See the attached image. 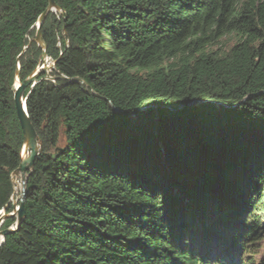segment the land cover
<instances>
[{"label":"trees","instance_id":"16d2710c","mask_svg":"<svg viewBox=\"0 0 264 264\" xmlns=\"http://www.w3.org/2000/svg\"><path fill=\"white\" fill-rule=\"evenodd\" d=\"M53 1L55 81L24 93L41 154L0 264H256L264 0ZM47 5L0 0V210L23 147L16 72L41 59Z\"/></svg>","mask_w":264,"mask_h":264},{"label":"water","instance_id":"95a60500","mask_svg":"<svg viewBox=\"0 0 264 264\" xmlns=\"http://www.w3.org/2000/svg\"><path fill=\"white\" fill-rule=\"evenodd\" d=\"M59 11L58 7L55 5L53 0H48V5L46 10L39 16L38 21L36 23V36L35 43L43 49V53L41 56L40 65L41 68L35 69L33 73L27 77L24 81L20 82L18 77V70L16 72V82L17 85H14V93H13V101L15 105L16 116L21 127L23 133V147L21 149L20 157L21 161L19 167L11 174L12 183H15L16 179H20V187H19V196L15 199L16 194L13 193L11 197V207L13 208L14 214H6L0 218V227L4 220L8 218L15 217V225L13 228L8 227L7 229L0 230V238L1 243L3 242L4 236L10 232H13L17 229V227L21 224L24 219V200L26 194V180L29 173L32 171L36 158L41 154V143L40 140L33 128V125L28 117L27 109H26V98L27 95L30 94L31 90L38 83L39 77L41 74L47 73V69L54 70L56 61L52 63L51 66L46 65V53H45V43L41 36V27L45 22V19L49 13H54ZM46 80L54 82L55 79L49 75H46ZM62 79H65L62 77ZM68 82L78 83L80 85H84V82L78 78L69 79ZM28 89V93L25 96V90ZM18 202V209H15L16 204ZM7 207L4 208L6 211Z\"/></svg>","mask_w":264,"mask_h":264},{"label":"rangeland","instance_id":"374dc122","mask_svg":"<svg viewBox=\"0 0 264 264\" xmlns=\"http://www.w3.org/2000/svg\"><path fill=\"white\" fill-rule=\"evenodd\" d=\"M58 12L59 11H56V12H54V14L57 16V14H58ZM37 28V27H36ZM36 36V35H35ZM227 42V41H226ZM228 45H230V44H228ZM41 48V47H40ZM42 49V48H41ZM43 50V49H42ZM45 50H46V47H45ZM44 50V51H45ZM43 53V52H42ZM45 53H46V51H45ZM42 56V55H41ZM45 60H46V65L47 66H51L52 65V63L55 61V60H51L49 57H47V55H46V58H45ZM40 61H41V59H40ZM40 61H39V63H38V65H37V67L35 68V69H38V68H41L42 66L40 65ZM56 65V64H55ZM53 70H50V69H47V73H45V77H46V75H51V72H52ZM33 73V72H32ZM16 83V82H15ZM15 85V84H14ZM12 176V175H11ZM11 180H12V178H11ZM13 184V183H12ZM19 187H20V179L18 178V179H16L15 180V183L13 184V193H15L16 194V196H15V199L19 196ZM13 195V194H12ZM12 197V196H11ZM10 201H11V198H10ZM9 201V202H10ZM10 204V209H9V211H7V209H6V211H4V208L3 209H1V213H0V218L1 217H3V215H6V214H14V212H13V208L11 207V202L9 203ZM18 206V202H17V204H16V207ZM18 209V208H17ZM16 217V216H15ZM15 217H12V218H14L15 219ZM261 217V216H260ZM248 218H250V215L249 214H247V212H244V213H242V214H240V215H236L235 217H233V219H234V221H242V222H244L245 224H248V222H245V221H249L248 220ZM5 221V220H4ZM258 221L259 222H261V218H258ZM237 222V223H238ZM4 223V222H3ZM234 223H236V222H234ZM3 225V224H2ZM15 225V222H14V224L13 225H11V226H14ZM236 227L238 228V226H237V224H236ZM0 230H2L1 228H0ZM258 232H259V238H258V241L257 242H255V244L251 247V249L249 250V253H251V258H253L255 261H256V264H264V227H263V225H261V226H259V228H258ZM228 249H227V247H224L223 248V251H227Z\"/></svg>","mask_w":264,"mask_h":264},{"label":"built area","instance_id":"2783aa9c","mask_svg":"<svg viewBox=\"0 0 264 264\" xmlns=\"http://www.w3.org/2000/svg\"><path fill=\"white\" fill-rule=\"evenodd\" d=\"M15 209H17V207H15ZM0 213H1V210H0ZM2 224H3V223H2ZM2 224H1V227H2ZM1 227H0V228H1ZM10 227L13 228L14 226H10Z\"/></svg>","mask_w":264,"mask_h":264},{"label":"bare ground","instance_id":"6f19581e","mask_svg":"<svg viewBox=\"0 0 264 264\" xmlns=\"http://www.w3.org/2000/svg\"><path fill=\"white\" fill-rule=\"evenodd\" d=\"M15 85H17V82L15 83ZM0 243H1V238H0Z\"/></svg>","mask_w":264,"mask_h":264}]
</instances>
